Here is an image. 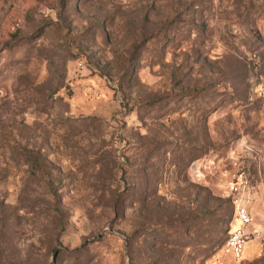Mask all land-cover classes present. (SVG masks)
Returning a JSON list of instances; mask_svg holds the SVG:
<instances>
[{
  "label": "rangeland",
  "instance_id": "374dc122",
  "mask_svg": "<svg viewBox=\"0 0 264 264\" xmlns=\"http://www.w3.org/2000/svg\"><path fill=\"white\" fill-rule=\"evenodd\" d=\"M0 264H264V0H0Z\"/></svg>",
  "mask_w": 264,
  "mask_h": 264
},
{
  "label": "built area",
  "instance_id": "2783aa9c",
  "mask_svg": "<svg viewBox=\"0 0 264 264\" xmlns=\"http://www.w3.org/2000/svg\"><path fill=\"white\" fill-rule=\"evenodd\" d=\"M230 191L232 192L233 216L238 225L230 229L221 247L226 255L239 260L242 258L246 244L253 234L251 225L254 222V216L248 207L242 204L238 186L231 184Z\"/></svg>",
  "mask_w": 264,
  "mask_h": 264
},
{
  "label": "trees",
  "instance_id": "16d2710c",
  "mask_svg": "<svg viewBox=\"0 0 264 264\" xmlns=\"http://www.w3.org/2000/svg\"><path fill=\"white\" fill-rule=\"evenodd\" d=\"M229 231H230V230H229ZM229 231H227V232H229ZM227 234H228V233H227ZM227 234H226V235H227ZM225 237H226V236H225ZM224 239H225V238H224Z\"/></svg>",
  "mask_w": 264,
  "mask_h": 264
}]
</instances>
